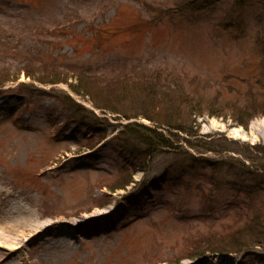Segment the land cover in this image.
Here are the masks:
<instances>
[{
	"label": "rangeland",
	"instance_id": "1",
	"mask_svg": "<svg viewBox=\"0 0 264 264\" xmlns=\"http://www.w3.org/2000/svg\"><path fill=\"white\" fill-rule=\"evenodd\" d=\"M0 69V207L49 224L0 264H264V0H0Z\"/></svg>",
	"mask_w": 264,
	"mask_h": 264
},
{
	"label": "trees",
	"instance_id": "2",
	"mask_svg": "<svg viewBox=\"0 0 264 264\" xmlns=\"http://www.w3.org/2000/svg\"><path fill=\"white\" fill-rule=\"evenodd\" d=\"M42 67H43V69L40 70L41 71L40 72L41 75H38V76L33 75L32 72L27 71V69H25L24 72H25L26 76H29L32 79H35L36 81L48 82V83H52V84H54V83H63L64 82V83H66V85L69 88H72V90L77 92V93L83 88V87H80V85L87 86V87H84L85 88L84 89V93L88 94L89 96L91 95L93 97L94 102L96 103V105H98V106L101 105L103 107H108V108L115 109V108L111 107V105H113L114 103H112V100L110 99V97H108L106 99V97L109 96V95H107L106 97L103 95L104 94V88H101L99 90L101 92H99V91L97 92V90H96L97 88L94 89L95 85H92L93 87L88 86V84H89L87 82V81H89L88 79H85L84 81L82 79H81L82 81L81 80L79 81V79H78L77 81L79 83H77V86L74 87L75 83L72 82V81H68L69 77H67V74L66 73L64 74L62 72V70H60V69H58L56 67H53V65L47 64V63L43 64ZM19 74H20V72L18 71L12 76L8 69H0V87L2 85H4L7 81L17 80L18 77H19ZM62 74H64V75H62ZM88 78L93 80L92 77H88ZM93 81H95V80H93ZM80 82H84V84L83 83L80 84ZM96 93H99V94L101 93L100 95L104 98V101L99 100L97 95H96ZM66 97H68V96H66ZM72 103L77 106L76 102L73 101ZM120 107H123V109H124L123 104L120 105ZM130 111H132V110H130ZM178 113H180L182 115V117H185V113L182 112L181 110ZM199 113H201V112H199ZM129 116L131 117V116H134V115H129ZM129 116H127V117H129ZM186 117L190 118L189 113L186 114ZM177 119L175 117H173V115L170 112H166L165 113V120L168 123L171 124L174 120H177ZM191 120L194 121L195 119L192 118ZM184 121L187 122V120H184ZM241 124H243L245 126V124H247V122L243 121V122H241ZM135 125L137 126L138 130H142V131H140L141 133L144 132L145 134H147V136L149 138V141H148L149 144L152 145V141L151 140H153V136H156V139H154V140L157 141V144H160V145L163 144V146H167L168 145V143H165L164 134L160 133L159 131L154 130L149 125L148 126L147 125L145 126V125H142V124L138 125V123H135V122H133V123L130 122L128 127L135 126ZM143 134H142V136H143ZM154 144H155V142H154ZM154 146H156V145H154ZM130 179H131V176H130L129 179L120 182L119 186H116V185L113 186L112 185L111 188H114L115 186L117 188H123V187H125L127 185V183L130 181ZM237 234L238 235L233 236L232 238H230L231 240H228L227 244L224 245V247L221 248V251H228V252H230V251H242L243 249H245V247H247L245 245L247 243H250V242H248L249 239H246L244 242H242L243 240L242 241H235V240H239L241 238H246V235L239 234V233H237ZM197 249H198V247H195V250H197ZM206 252H207V250L203 251L202 253H200V255L201 254H205Z\"/></svg>",
	"mask_w": 264,
	"mask_h": 264
},
{
	"label": "bare ground",
	"instance_id": "3",
	"mask_svg": "<svg viewBox=\"0 0 264 264\" xmlns=\"http://www.w3.org/2000/svg\"><path fill=\"white\" fill-rule=\"evenodd\" d=\"M256 129V125L253 123L250 124L249 130ZM11 194V191L8 188H4V186L0 185V195H4L6 199ZM9 203V200H7ZM6 203V204H7ZM40 216L37 212L32 209V207H25L17 202H11L9 209L4 210L0 207V245L5 247H21V240L26 233L31 235L36 233L43 228L47 227L48 223H39L38 219ZM84 220L81 221H73L74 223H68L59 221V223H63L64 226L66 224H77L82 225ZM58 223V222H57ZM65 223V224H64ZM91 225V224H90ZM93 225V224H92ZM220 262L209 261V259L200 260L197 264H235V260L227 257Z\"/></svg>",
	"mask_w": 264,
	"mask_h": 264
}]
</instances>
